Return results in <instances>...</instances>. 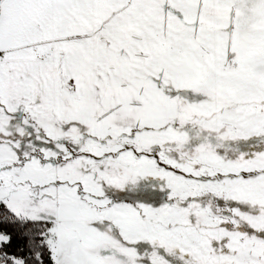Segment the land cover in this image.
Wrapping results in <instances>:
<instances>
[{
	"label": "rangeland",
	"instance_id": "obj_1",
	"mask_svg": "<svg viewBox=\"0 0 264 264\" xmlns=\"http://www.w3.org/2000/svg\"><path fill=\"white\" fill-rule=\"evenodd\" d=\"M0 224V264H264V0H0Z\"/></svg>",
	"mask_w": 264,
	"mask_h": 264
},
{
	"label": "trees",
	"instance_id": "obj_2",
	"mask_svg": "<svg viewBox=\"0 0 264 264\" xmlns=\"http://www.w3.org/2000/svg\"><path fill=\"white\" fill-rule=\"evenodd\" d=\"M128 187V186H127ZM0 247L1 250L14 254L15 252H21V254H26V242L23 239H20L17 236H14L11 232H8L2 225L0 224ZM156 256L164 257L168 262L171 263H179L174 260L171 255L166 254L162 250L156 254Z\"/></svg>",
	"mask_w": 264,
	"mask_h": 264
},
{
	"label": "flooded vegetation",
	"instance_id": "obj_3",
	"mask_svg": "<svg viewBox=\"0 0 264 264\" xmlns=\"http://www.w3.org/2000/svg\"><path fill=\"white\" fill-rule=\"evenodd\" d=\"M115 175V174H114ZM125 183H127L126 182V180L124 181V180H121L120 181V184L121 185H123V186H126V184ZM138 186V188H134L136 191H141V185H137ZM143 189V188H142ZM153 249H156V248H153Z\"/></svg>",
	"mask_w": 264,
	"mask_h": 264
}]
</instances>
